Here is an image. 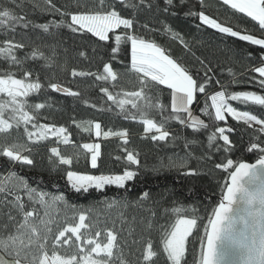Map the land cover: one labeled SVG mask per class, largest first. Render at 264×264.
<instances>
[{"label": "snow or ice", "instance_id": "snow-or-ice-1", "mask_svg": "<svg viewBox=\"0 0 264 264\" xmlns=\"http://www.w3.org/2000/svg\"><path fill=\"white\" fill-rule=\"evenodd\" d=\"M29 2L32 3L33 0ZM11 3L15 4V0H11ZM187 3L188 0H179L178 4L174 0H163L164 7L160 9L159 3L154 0H139V3H132L131 0H93L91 5L87 0H74L73 4L67 6H57L54 0H44L43 6L34 4V7L39 8L42 13L60 17L59 20L47 23H35L27 14L18 15L15 8L0 5V30H4L6 35L9 30L15 32L17 25L23 29H38L45 33L53 27L67 28L71 33L91 34L99 41L109 42L107 44L110 49L109 60L103 62L102 72L72 69L71 75L95 77L96 81L118 82L121 76L134 74L138 90H122V93L115 95L107 87H101L100 91L124 113L125 119L129 118L126 105L130 104L131 108L136 110L131 114V118L138 119L143 125L142 139L167 142L173 135L167 127L170 121L191 128L194 133L214 128L207 136L208 154L203 157L211 160L214 154L224 155L235 151V142L230 140V135L235 131L233 127L205 123L193 115L191 106L196 101L198 92H206V85L212 79L207 74L213 71L212 67L205 65V61L199 57L196 58L205 68L207 77L200 82L190 74L188 67L168 54L155 40L140 35L137 30L138 21L124 14L125 9L131 8L132 15L135 16L145 6L149 10L156 8L167 13L170 9ZM198 3L200 11L188 7L184 13L185 16L199 20L200 24L197 27L207 26L220 34L237 38L264 50V0H222V4L233 12V17L224 21L206 14L204 0H198ZM21 6L16 5L17 8ZM237 14L249 18L258 27H241L239 23L241 17ZM172 15L175 16L176 12L173 11ZM142 27L148 29L149 26L144 24ZM257 31L260 35L256 34ZM162 32L191 51L190 45L181 33L170 25L162 23ZM27 47L25 42L17 41L15 37L0 41V62L7 65L0 67V97H3L0 98V157L6 158L4 162L10 165L35 166V160L30 155L33 149L19 140L10 139L12 129L19 130L22 127L23 134L33 143L48 140L49 134L56 138L57 145H68L71 141L66 127L39 123L41 110L50 107L47 101L29 102L33 94H39L45 89V84L33 69L25 66L26 62L42 59L45 61L44 67L50 68L56 61L54 55L46 56L39 47H33L30 53L19 57L17 52ZM129 53L130 63L126 65L124 72L115 71L113 61ZM79 54L82 57L86 55L83 51ZM251 71L259 74L261 79L258 83L264 90V51L261 52L258 65L252 67ZM47 81V88L53 92H61L72 97L80 96L79 92L62 87L59 82H52V78H47ZM216 83L219 84V81ZM160 86L171 90L170 112L169 105L161 102L160 93L163 89ZM208 99L214 111V121H224L227 114L233 120L246 125L247 128L244 129L246 132L251 129L248 133L249 151L259 150L261 155L257 159V165L261 171H257V165L239 163L234 171L229 172L230 183L225 186L226 191L222 200L207 217L204 233L206 243L201 239L199 264H264V175L261 174L264 172V118L248 110H238L229 103L237 101L243 105L264 107V95L254 91L229 92L224 87L214 91ZM208 108L209 105L206 103L200 111L212 118L213 113L209 112ZM153 112L159 114V120L150 118ZM73 123L80 131L90 136L94 134L97 138L117 137L122 140L119 147L124 156L117 155L114 159L123 160L125 167L120 174L108 175H89L71 170L74 161L78 162L81 157L87 159L89 156L91 167L97 168L98 159L101 157L100 143L73 145L76 150L68 154L58 146H52L48 149L49 163L53 168L68 166L62 170L66 173L68 184L76 192L87 193L90 188L102 190L107 185H114L127 192V182L133 181L139 175V171L133 170L132 166L135 165L138 169L140 165L139 153L127 147L130 143L128 131L126 129L114 131L112 128L105 131L101 123L92 120L79 122L73 120ZM29 125L32 131L29 130ZM196 142L186 141L185 148ZM190 156L191 153H188L184 157L170 158L168 164H162L161 168L177 171L186 169L183 174L187 176L202 175L201 171L188 167ZM225 159L226 163H216L214 167L225 171L231 169L233 160L227 157ZM159 170L153 169L157 172ZM149 199L150 193L143 191L138 201L134 203ZM56 202H62L65 207H69L63 196L49 197L43 190L31 187L15 171L9 170L7 174L0 176V216L7 218L0 223V264H154V258L158 253L154 250L150 238L155 227L153 220L148 219L145 223L144 219H141V223L145 224L141 237L144 240V247L139 256L133 253L134 258L129 260L124 254L125 248L129 247L128 241L121 242L115 229V221L112 228L106 224L104 228H100L98 221H91V218L81 211L73 212L71 217L65 216L63 224H59L51 214L52 205ZM101 203H106L108 208L117 205H122L123 208L129 206V202L123 197L119 201ZM37 205L39 207H36ZM5 207L8 208L6 213L2 211ZM71 207L74 209L75 206ZM88 211L91 212L92 209ZM168 211L165 209L166 213ZM170 211L176 214L174 223L166 228L163 225L159 226L162 230L160 241L162 251L170 264H186V243L193 229L198 226V218L194 215L188 218L189 210L182 205L172 207ZM152 215L155 216V212H152ZM119 218L124 222L123 213L119 214ZM133 219L135 220V217ZM133 231L132 228L128 229L129 236ZM139 243L140 240H132V244Z\"/></svg>", "mask_w": 264, "mask_h": 264}, {"label": "trees", "instance_id": "trees-1", "mask_svg": "<svg viewBox=\"0 0 264 264\" xmlns=\"http://www.w3.org/2000/svg\"><path fill=\"white\" fill-rule=\"evenodd\" d=\"M57 6H67L74 3V0H54ZM91 5L93 0H87ZM132 3H139V0H131ZM160 5V9L164 7L163 0H154ZM179 3V0H174ZM206 14L224 21L229 17H233V12L227 6L222 4V0H204ZM34 4L44 5V0H15V4L11 0H0V5H6L15 8L18 15L27 14L28 18L35 23H47L49 21L59 20L60 17L49 13H42ZM16 5H22L16 7ZM122 7V6H121ZM188 7H193L195 11H200L198 0H188L187 5L174 7L165 13L162 10L153 8L149 10L146 6L135 16L132 15L133 9L124 10V14L129 18L138 21V33L146 38L155 40L163 48H165L173 58L183 63L189 68L190 74L203 82L205 77V68L199 64L197 57L205 61V65H210L213 69L207 75L211 77V81L206 85L205 93H197L196 101L191 106L193 115H196L205 123H215L218 126H231L235 131L230 135V140L235 142V151L231 154H214L212 159H206L207 156V136L214 131V128L200 130L194 133L191 128L182 127L176 121H170L167 125L172 132L167 142H154L150 138L142 139L143 125L138 119H132L131 114L135 113V109L128 104L125 107L129 111V118H124V113L112 102L107 96L100 91L101 87H107L114 95L123 91H136L138 85L134 74L121 76L118 82L113 81H96L95 77H73L72 69L85 72H102L103 62L109 60L110 49L107 47L109 42L99 41L98 38L92 37L91 34L83 35L81 33H71L67 28H51L48 33L42 30H34L32 28L23 29L19 25L16 31L0 30V41L15 37L17 41L25 42L28 47L19 50L17 55L23 57L26 53H30L33 47H39L46 56H53L56 63L45 68V61L42 59L29 60L26 67L31 68L37 73L41 82L45 84V89L39 94H33L29 98L30 103L45 102L50 105L41 110L39 123L55 124L57 127L64 126L69 130L70 144L64 145L56 143V138L49 135L48 140L33 143L29 141L23 134V128L19 130L12 129L10 139L19 140L28 144L33 151L31 157L35 160V166L32 168L21 166L19 164L10 165L5 163L6 158L0 157V176L7 174L9 170L15 171L19 176L23 177L31 187L43 190L49 196L62 194L71 204L86 202L88 200H98L101 198L121 199L123 197L129 202L127 208L122 205L108 208L107 205L93 207H74L76 213L85 212L91 218V221H98L99 227H113L115 221V229L119 233L120 240H127L129 247L125 248L124 254L126 259H133V253L140 255L144 247V240L141 239L144 234L145 224L141 223L143 218L145 223L148 219L153 220L154 229L151 231V239L154 244V250L158 255L154 258V264H170L166 260V255L162 251L161 234L162 230L159 226L168 227L174 223L176 214L171 213V208L175 206H184L188 209V218L193 215L198 218V226L193 229L192 235L186 243V264H199L201 259V239H204L205 225H207V217L212 214L213 209L218 203L223 190L227 183L229 172L233 167L243 161L252 162L261 155L259 150L249 151L250 136L248 129L242 122H237L231 116L226 114L224 121H214V111L211 109L208 97L214 91H219L226 87L229 92L232 91H254L264 95V90L259 86L258 73L251 71L252 67L257 66L261 52L264 51L259 46L250 45L247 42L239 41L237 38L230 37L218 33L216 30L207 26H200L199 20L184 13ZM176 12L173 16L172 12ZM241 27L249 28L258 27L249 18L242 17L237 14ZM170 25L175 31L181 33L185 41L190 45L191 51L185 49L178 41L170 39L162 32V23ZM148 24V29H144L142 25ZM153 29H156L153 31ZM257 35L260 33L257 31ZM130 49V46H129ZM85 52V56H80V52ZM249 53L251 55L249 56ZM130 63V53L122 55L118 60L113 61L114 70L123 73L126 65ZM6 64L0 62V67H6ZM231 69V72H229ZM47 78H52V82H59L62 87H69L72 91L80 93L79 97L67 96L61 92H53L47 88ZM219 81V84L216 83ZM115 85V87L113 86ZM163 91L160 93L161 102L169 105L170 112V91L164 86H160ZM3 98V97H0ZM87 101L88 103H85ZM209 105V112L213 113L210 118L204 115L200 109ZM229 103L238 108V110H248L253 114L264 118V107L257 105H243L237 101H229ZM95 105L96 107H92ZM103 116H107L103 130L112 128L114 131L127 130L129 133L130 143L127 145L129 149H134L139 153L140 165H133V170H138L139 175L133 180L127 182V192L124 189H118L114 185H107L102 190L90 188L87 193L76 192L67 182L65 172L62 170L68 166H60L53 168L49 163V151L52 146H58L66 154L72 153L76 149L73 145L79 146L83 143L98 142L101 144V157L98 159L97 168L93 169L90 165V156L85 159L74 161L71 170L79 171L85 174L101 175V174H120L125 167L123 160L116 161L115 156H124L123 151L119 147L122 140L117 137H109L104 139L102 136L97 138L92 134L80 131L73 120L100 122ZM150 118L160 119L159 114L153 112ZM256 127V126H255ZM29 130L32 131L31 125ZM195 140L194 144H189L185 148L186 141ZM119 143V144H118ZM222 143V141L220 142ZM81 151H83L81 149ZM191 153L188 159V167L195 168L203 174L199 176H187L183 172L186 169L177 171L175 169L161 168V165H167L169 159L184 157ZM28 154V153H25ZM232 159L234 164L231 169H216V163H226V159ZM153 169H160L158 172ZM143 191L150 193V199L139 203L138 197ZM59 205V203H56ZM61 205V203H60ZM29 207H31L29 205ZM57 206V216L73 215V208H60ZM92 209L91 212L88 210ZM151 209V211H146ZM165 209L169 211L166 213ZM194 210V211H193ZM4 213L8 211L5 207L2 209ZM155 212V216L152 215ZM123 213L124 222H121L119 214ZM15 214V213H13ZM99 214V215H97ZM135 217V220L133 219ZM6 216H0V223L6 221ZM60 219V218H58ZM62 223L64 219H61ZM59 223V222H57ZM60 224V223H59ZM55 228V225L53 226ZM134 229L131 236L128 229ZM132 240H140L139 244H132ZM62 251V250H61Z\"/></svg>", "mask_w": 264, "mask_h": 264}, {"label": "rangeland", "instance_id": "rangeland-1", "mask_svg": "<svg viewBox=\"0 0 264 264\" xmlns=\"http://www.w3.org/2000/svg\"><path fill=\"white\" fill-rule=\"evenodd\" d=\"M211 94H213V93H211ZM210 103H211V101H210ZM194 116H196V115H194ZM225 116H226V114H225ZM106 120H107V116H103L101 118V121L99 123H101V125L103 126V125H105ZM256 127H258V126H256ZM49 135H51V134H49ZM93 143H98V142L96 141V142H93ZM90 165H91V163H90ZM26 167L32 168V166H26ZM65 175H66V173H65ZM89 175H91V174H89ZM55 196H63L64 201L67 203L68 206L69 205L70 206H75V207H80L81 206V207H86V208L87 207H93V206H103V205H107L106 203H101V202H111V201H114V200H116V201H119L120 200V199L108 198L107 197V198H101V199H98V200H88L86 202H79V203L71 204V203H69L67 201V199H66V197L64 195L58 194V195H53L52 197H55ZM49 197H51V196H49ZM56 203H59V205H57ZM56 203L52 205L51 214L55 217L56 222H59L60 224H63L61 219H65V216H60V217L57 216V213L59 212L58 209H57V206L58 207L60 206V208H64L65 206H64V204L62 202H56ZM60 203H61V205H60ZM36 207H39V205H37ZM60 208H59V210H60ZM73 212H75L74 209H73ZM41 214H43L42 211H41ZM71 216L72 215H69V217H71ZM58 218H60V219H58ZM77 220H78V217H77Z\"/></svg>", "mask_w": 264, "mask_h": 264}, {"label": "water", "instance_id": "water-1", "mask_svg": "<svg viewBox=\"0 0 264 264\" xmlns=\"http://www.w3.org/2000/svg\"><path fill=\"white\" fill-rule=\"evenodd\" d=\"M239 163H246V164H250V165H257V159H256V160H253L252 162L243 161V162H239ZM239 163H237L235 166H238ZM235 166L233 167V169H232L231 171H234V170H235ZM257 171H258V172L261 171L259 165H257ZM261 174L264 175V172H262ZM228 183H230L229 175H228L227 183H226V184H228ZM225 191H226V187L224 188L223 193H224ZM223 193H222V195H221V197H220L218 203L222 200ZM218 203L216 204V206L218 205ZM216 206H215V207H216ZM204 240H205V243H206V237H204Z\"/></svg>", "mask_w": 264, "mask_h": 264}]
</instances>
